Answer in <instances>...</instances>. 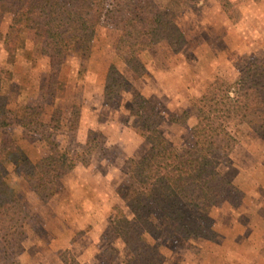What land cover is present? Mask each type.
Returning a JSON list of instances; mask_svg holds the SVG:
<instances>
[{
  "label": "rangeland",
  "instance_id": "obj_1",
  "mask_svg": "<svg viewBox=\"0 0 264 264\" xmlns=\"http://www.w3.org/2000/svg\"><path fill=\"white\" fill-rule=\"evenodd\" d=\"M152 1L184 32L180 52L161 41L137 68L126 65L116 45L130 0H103L79 9L89 24L70 26L57 76L36 19L22 27L11 57L13 14H0V161L16 191L14 221L0 215L4 264H264V112L232 119L211 148L212 164L244 191L238 206L182 203L166 216L145 196L137 213L124 201L134 186L127 161L151 146V107L161 133L185 154L194 145L195 99L243 96L264 83V0ZM112 64L122 85L108 78ZM53 149L75 164L37 194L18 165ZM13 222L16 233L3 236Z\"/></svg>",
  "mask_w": 264,
  "mask_h": 264
},
{
  "label": "trees",
  "instance_id": "obj_2",
  "mask_svg": "<svg viewBox=\"0 0 264 264\" xmlns=\"http://www.w3.org/2000/svg\"><path fill=\"white\" fill-rule=\"evenodd\" d=\"M102 2L103 0H0V14H13L15 39L10 50L11 57L16 49L19 32L29 18H34L37 21V35L50 45V66L54 70L52 76H57L58 69L63 64L70 26L89 24L88 18L79 9L82 5L99 6ZM129 5V13L116 45V55L126 65L137 68L140 54L161 41H166L174 52L183 49L186 44L185 34L165 10L155 6L152 0H130ZM108 78L115 79L118 85L125 82L124 75L114 64L109 67ZM192 111L197 119L191 129L194 145L187 153L182 154L161 133L158 128L159 115L154 107L150 108L144 134L151 146L139 159L130 158L127 161L128 173L134 186L127 189L124 201L133 212L137 213L139 210L137 201L141 196L153 200L166 216L174 215L182 203L194 207L210 201H226L234 206L241 204L244 191L224 177L212 164L211 148L218 143L232 119L247 118L264 112V83H254L243 96H231L224 91L206 92L193 101ZM74 164L73 156L53 149L49 155L35 162L25 157L19 163L18 171L31 189L42 194ZM15 192V188L9 183L7 168L0 161L2 223L9 219L14 221L10 217V202ZM15 223L7 227L9 229H6L3 236L16 233ZM0 264L4 263L0 260ZM66 264L78 263L72 260Z\"/></svg>",
  "mask_w": 264,
  "mask_h": 264
}]
</instances>
